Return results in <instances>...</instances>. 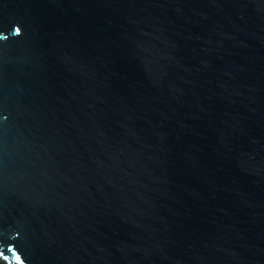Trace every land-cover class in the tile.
I'll return each mask as SVG.
<instances>
[{
    "label": "water",
    "instance_id": "water-1",
    "mask_svg": "<svg viewBox=\"0 0 264 264\" xmlns=\"http://www.w3.org/2000/svg\"><path fill=\"white\" fill-rule=\"evenodd\" d=\"M0 264H264V0H0Z\"/></svg>",
    "mask_w": 264,
    "mask_h": 264
}]
</instances>
